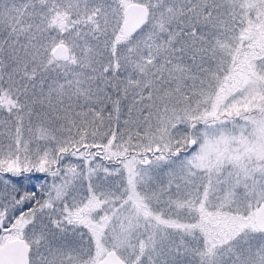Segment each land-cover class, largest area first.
<instances>
[{"label":"snow or ice","instance_id":"1","mask_svg":"<svg viewBox=\"0 0 264 264\" xmlns=\"http://www.w3.org/2000/svg\"><path fill=\"white\" fill-rule=\"evenodd\" d=\"M0 264H264V0H0Z\"/></svg>","mask_w":264,"mask_h":264}]
</instances>
